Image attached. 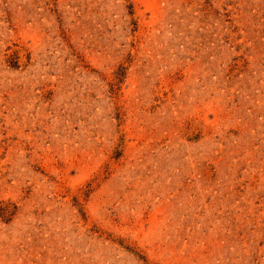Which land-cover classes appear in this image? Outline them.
Wrapping results in <instances>:
<instances>
[{"label":"rangeland","instance_id":"374dc122","mask_svg":"<svg viewBox=\"0 0 264 264\" xmlns=\"http://www.w3.org/2000/svg\"><path fill=\"white\" fill-rule=\"evenodd\" d=\"M0 264H264V0H0Z\"/></svg>","mask_w":264,"mask_h":264}]
</instances>
